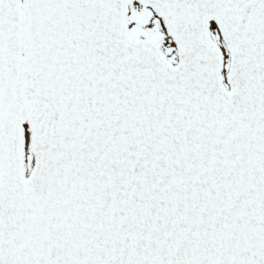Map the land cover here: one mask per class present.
<instances>
[{"label":"snow or ice","instance_id":"1","mask_svg":"<svg viewBox=\"0 0 264 264\" xmlns=\"http://www.w3.org/2000/svg\"><path fill=\"white\" fill-rule=\"evenodd\" d=\"M0 264H264V0H0Z\"/></svg>","mask_w":264,"mask_h":264}]
</instances>
